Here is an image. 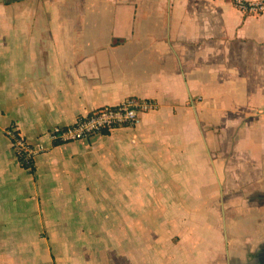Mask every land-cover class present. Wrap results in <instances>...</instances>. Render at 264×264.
<instances>
[{"label":"crops","instance_id":"1","mask_svg":"<svg viewBox=\"0 0 264 264\" xmlns=\"http://www.w3.org/2000/svg\"><path fill=\"white\" fill-rule=\"evenodd\" d=\"M127 97L157 107L47 139ZM0 264H264V11L0 0Z\"/></svg>","mask_w":264,"mask_h":264},{"label":"built area","instance_id":"2","mask_svg":"<svg viewBox=\"0 0 264 264\" xmlns=\"http://www.w3.org/2000/svg\"><path fill=\"white\" fill-rule=\"evenodd\" d=\"M231 3L234 8L246 14L255 15L264 11V0H231ZM156 107L157 103L152 99L127 97L117 104L103 106L81 115L69 125H53L46 132V137L51 142H64L85 139L90 134L119 126H133L139 122L142 113ZM7 135L16 159L27 167L45 149L41 142L30 143L14 129L8 130Z\"/></svg>","mask_w":264,"mask_h":264},{"label":"trees","instance_id":"3","mask_svg":"<svg viewBox=\"0 0 264 264\" xmlns=\"http://www.w3.org/2000/svg\"><path fill=\"white\" fill-rule=\"evenodd\" d=\"M23 166H25L24 164H22Z\"/></svg>","mask_w":264,"mask_h":264}]
</instances>
